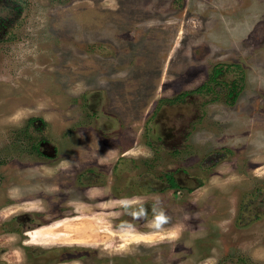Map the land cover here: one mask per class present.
<instances>
[{
	"label": "rangeland",
	"instance_id": "obj_1",
	"mask_svg": "<svg viewBox=\"0 0 264 264\" xmlns=\"http://www.w3.org/2000/svg\"><path fill=\"white\" fill-rule=\"evenodd\" d=\"M0 264H264V0H0Z\"/></svg>",
	"mask_w": 264,
	"mask_h": 264
},
{
	"label": "flooded vegetation",
	"instance_id": "obj_2",
	"mask_svg": "<svg viewBox=\"0 0 264 264\" xmlns=\"http://www.w3.org/2000/svg\"><path fill=\"white\" fill-rule=\"evenodd\" d=\"M195 93V95L194 94H192V95H190V99H188L189 100V106H188V108H186L188 111H185V110H183L184 109V107H182V109L181 108H179L180 107V105H179V103L180 102H184L183 101V99L185 98H183V99H178L177 100V103L176 104H178V108H176L175 106L173 107L174 109H173V116L170 118H165V117H163V118H161L162 120H166L165 122H163V121H159L158 123L159 124H161V128H160V133L162 134V136L164 137V141L163 142H160L161 143V146H164V147H171V144L173 143V142H175L174 143V146H180L181 145V143H180V137L182 136V135H184V132H185V139L187 138H189L188 139V141L190 140L191 141V137H193V134H194V131L196 130V127L197 126H199V125H203V123H204V121H205V118H204V115H203V112H202V105L205 103L204 101L203 102H201L202 101V95L200 94V91L199 92H194ZM100 94V93H99ZM98 94L97 93H95V92H92V94H91V96L89 97V103H90V106H92V104L94 103V102H96L97 100V98H98ZM97 103V102H96ZM175 104V105H176ZM199 112H201V113H199ZM202 114V116H201V118H200V120H199V122L197 123V124H195L194 123V119L199 115V114ZM198 114V115H197ZM167 120L169 121V122H167ZM167 122V123H166ZM189 122V129L188 130H185L184 132H183V134H179V132H180V130H181V125L180 124H186V123H188ZM88 125H90V127H93L91 124H89L88 123ZM96 126H97V124H96ZM170 127V128H169ZM165 128H168L169 129V131H170V133H169V135H168V132L169 131H165ZM187 141V142H188ZM171 142V143H170ZM191 143H192V141H191ZM184 148H185V151L187 152V153H190L189 151H188V149L185 147V145H184ZM158 150V149H157ZM129 151V149H126L125 151H123L120 155L121 156H127L126 155V153ZM178 151H181L180 150V147L178 148V149H175V151H174V153H177ZM159 151H156V153H158ZM209 152V155H208V159H207V161L203 164V167L201 166V165H198L197 163H195V164H192V167H189L188 168V176H191V179H193L194 181L193 182H196V180L197 179H199L200 178V181L203 179L204 180V178H208V173L206 174V168L209 170V173L211 172V168H212V161H211V159H212V156H211V153H210V151H208ZM143 155V154H142ZM152 156V155H151ZM150 156V157H151ZM154 156V155H153ZM130 157V156H129ZM155 158H156V155H155ZM135 159V158H134ZM137 159H135V161H136ZM215 160H217V156H216V158H215ZM129 162H130V164H133L132 162H133V159H132V157H131V160H129ZM144 165H146V164H144ZM90 167V166H89ZM94 168V167H93ZM192 168V170H190ZM124 171V173H126L127 171H125V169L123 170ZM183 172H185V170H182ZM89 173H91V172H89ZM179 173V171H175V172H173V173H169V174H166V176H165V178L167 179V183H168V185L169 186H171V188H175V187H179V185H183V183H181V181H179V178H178V176H177V174ZM82 177H85V176H82ZM127 178H129L128 176H126ZM96 179V181L98 180V178L97 177H92L91 175H89L88 177H86V181L87 182H93L94 180ZM101 182V181H100ZM189 182H191V181H189ZM197 184H200V183H197ZM189 186L191 187L192 185L189 183ZM92 187H96V188H98V185L96 186V185H94L93 186V183L89 186V187H87L85 190H84V192H87L90 188H92ZM99 198V197H98ZM89 199V198H88ZM92 200H94V198L92 199ZM102 203H103V201H102ZM106 203V202H105ZM92 204H100V201H95L94 203H92ZM94 215H97V213H95ZM49 222H54L53 220L52 221H48V222H46V223H49ZM85 256H88V255H90V254H88L87 252L84 254Z\"/></svg>",
	"mask_w": 264,
	"mask_h": 264
}]
</instances>
